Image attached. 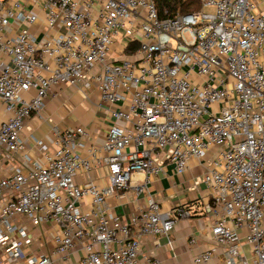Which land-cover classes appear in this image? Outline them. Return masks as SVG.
Returning <instances> with one entry per match:
<instances>
[{
	"label": "built area",
	"instance_id": "obj_1",
	"mask_svg": "<svg viewBox=\"0 0 264 264\" xmlns=\"http://www.w3.org/2000/svg\"><path fill=\"white\" fill-rule=\"evenodd\" d=\"M199 1L201 9L161 18L155 0H43L47 30L38 38V14L0 0V101L8 114L0 123V264L53 263L48 253L26 251L24 219L59 226L55 253L82 244L83 264H141L143 238L169 237L193 212L179 205L166 213L150 195L124 220L108 198L142 196L165 161L178 175L191 161L202 166L203 210L226 264H264V0ZM63 84L95 89L112 108L103 155L87 148L82 125L58 133L55 148L31 136L42 160L31 154L25 124ZM98 165L108 168L106 186L75 181ZM213 253L195 263L209 264Z\"/></svg>",
	"mask_w": 264,
	"mask_h": 264
},
{
	"label": "crops",
	"instance_id": "obj_2",
	"mask_svg": "<svg viewBox=\"0 0 264 264\" xmlns=\"http://www.w3.org/2000/svg\"><path fill=\"white\" fill-rule=\"evenodd\" d=\"M18 2L26 11L38 14V22L32 27L38 38L47 30L44 11L41 8L43 0H10ZM18 26L13 24L8 32L15 34ZM0 60H7L6 56H0ZM116 104L114 108L120 107ZM112 108L100 98L95 89L83 92L75 86L63 84L55 88L54 93L46 101L41 115L32 116L27 120L23 130V137L30 148L34 158L42 160V156L36 154L32 143V137L36 136L52 144L57 134L65 132L76 125H82L89 130L87 148L98 150V155H103L102 146L110 127L116 123L110 113ZM8 114L0 101V123L7 119ZM17 163H21L17 160ZM26 165V164H25ZM30 167L26 165V168ZM202 166L198 162L191 161L189 171L178 175L174 166L165 161L162 172L149 177L148 191L138 197L133 192H119L108 198L109 207L124 220H128L152 195L161 203L164 212H170L179 205H187L192 210L193 217L180 219L172 229L169 237L151 235L143 238L139 247L138 261L141 264H149L158 259L162 264H196L195 257L206 250H214L209 264H226L229 258L226 249L215 244L211 234V226L214 219L203 210L206 201V188L201 183ZM108 168L105 165L95 166L90 173L75 175V181L79 184L95 181L101 186L108 184ZM20 224L28 232V238H32V244L26 248L27 252L35 254L48 253L52 255V264H83L84 247L79 244L69 255L64 256L55 253L53 236L59 226L54 223H46L39 227L32 225L27 220H21ZM245 235L246 229L242 230ZM195 238L196 243H191ZM249 245H245V252H249ZM248 255V254H247Z\"/></svg>",
	"mask_w": 264,
	"mask_h": 264
},
{
	"label": "trees",
	"instance_id": "obj_3",
	"mask_svg": "<svg viewBox=\"0 0 264 264\" xmlns=\"http://www.w3.org/2000/svg\"><path fill=\"white\" fill-rule=\"evenodd\" d=\"M161 18L175 17L180 13L201 9L199 0H155ZM135 48V45L132 46Z\"/></svg>",
	"mask_w": 264,
	"mask_h": 264
},
{
	"label": "rangeland",
	"instance_id": "obj_4",
	"mask_svg": "<svg viewBox=\"0 0 264 264\" xmlns=\"http://www.w3.org/2000/svg\"><path fill=\"white\" fill-rule=\"evenodd\" d=\"M205 10L208 11V12H212V11L215 10V8L214 7H205ZM247 254H248L249 259L251 260L252 259L251 253L247 252Z\"/></svg>",
	"mask_w": 264,
	"mask_h": 264
}]
</instances>
